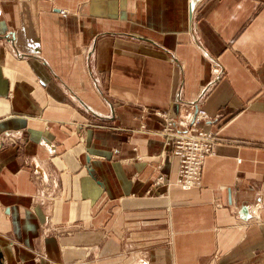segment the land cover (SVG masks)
Returning <instances> with one entry per match:
<instances>
[{
  "label": "crops",
  "instance_id": "0c3cea01",
  "mask_svg": "<svg viewBox=\"0 0 264 264\" xmlns=\"http://www.w3.org/2000/svg\"><path fill=\"white\" fill-rule=\"evenodd\" d=\"M0 264H264V0H0Z\"/></svg>",
  "mask_w": 264,
  "mask_h": 264
},
{
  "label": "built area",
  "instance_id": "2783aa9c",
  "mask_svg": "<svg viewBox=\"0 0 264 264\" xmlns=\"http://www.w3.org/2000/svg\"><path fill=\"white\" fill-rule=\"evenodd\" d=\"M215 65L212 72L218 76L220 69ZM195 104V112L181 120L173 121L171 117L162 115L164 118L162 129L164 135L169 136L166 144L178 160L175 182L186 189L201 185L204 160L214 154L217 143L216 133L205 130L202 126V121L207 119L206 111L199 103ZM157 178L156 184L164 181L162 175Z\"/></svg>",
  "mask_w": 264,
  "mask_h": 264
},
{
  "label": "rangeland",
  "instance_id": "374dc122",
  "mask_svg": "<svg viewBox=\"0 0 264 264\" xmlns=\"http://www.w3.org/2000/svg\"><path fill=\"white\" fill-rule=\"evenodd\" d=\"M211 132H213V131H211ZM213 133H216V132H213ZM165 133H164V131H163V129H161V135H163L164 137H165V141L167 142V140H169V136H166V135H164ZM217 135V134H216ZM217 139H218V136H217ZM217 144V143H216ZM167 145V144H166ZM169 149V148H168ZM170 150V152H171V154H172V151H171V149H169ZM173 155V154H172ZM175 156V155H174ZM177 158V157H176ZM178 173V172H177ZM160 176V175H159ZM177 176V175H176ZM176 179V178H175ZM158 181V178H156L155 179V181L153 182L154 183V185L156 184V182ZM175 184H176V182H174ZM156 185H159V184H156ZM177 185V184H176ZM201 185H202V182H201ZM200 185V186H201ZM180 188H182L181 186H179ZM199 187V186H198ZM183 189V188H182Z\"/></svg>",
  "mask_w": 264,
  "mask_h": 264
},
{
  "label": "bare ground",
  "instance_id": "6f19581e",
  "mask_svg": "<svg viewBox=\"0 0 264 264\" xmlns=\"http://www.w3.org/2000/svg\"><path fill=\"white\" fill-rule=\"evenodd\" d=\"M168 146V145H167ZM179 186V185H178ZM183 189H186V188H183ZM187 190V189H186Z\"/></svg>",
  "mask_w": 264,
  "mask_h": 264
}]
</instances>
